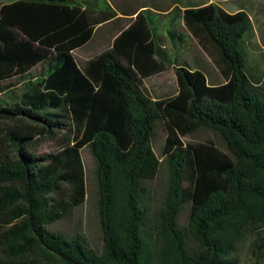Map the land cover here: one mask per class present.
<instances>
[{
    "label": "trees",
    "instance_id": "16d2710c",
    "mask_svg": "<svg viewBox=\"0 0 264 264\" xmlns=\"http://www.w3.org/2000/svg\"><path fill=\"white\" fill-rule=\"evenodd\" d=\"M152 5L1 0L0 264H239L246 241L263 253L264 71L244 49L249 15L215 0ZM119 12L130 24L79 65L73 52ZM189 39L222 82L186 59ZM169 67L175 93L151 96L142 80ZM199 130L222 148L186 140ZM83 149L98 245L76 223L51 230L87 200Z\"/></svg>",
    "mask_w": 264,
    "mask_h": 264
},
{
    "label": "rangeland",
    "instance_id": "374dc122",
    "mask_svg": "<svg viewBox=\"0 0 264 264\" xmlns=\"http://www.w3.org/2000/svg\"><path fill=\"white\" fill-rule=\"evenodd\" d=\"M117 1V5L120 9L128 12L133 11L140 2L148 0H113ZM190 4H201L208 0H184ZM1 2V0H0ZM138 2V3H137ZM151 2V1H149ZM155 5H152L154 9L166 10L174 2V0H153ZM222 8L228 12H235L238 8H243L249 15L251 30L248 32L245 38L244 49L247 53V58L250 60V64L257 66V70L264 71V0H215ZM160 12V11H159ZM167 12V11H166ZM132 13V12H131ZM120 15V12H119ZM134 17V16H133ZM131 15H120L118 18L111 20L99 27L95 28L92 39L81 49L75 50L73 55L79 65L83 64L87 59L93 55L108 49L112 37L116 33L124 28L131 22ZM165 50L169 49V45L166 43ZM186 59L192 63L203 67L209 82H222L220 68L214 58L204 53L196 44L195 41L189 39L187 41ZM144 89L151 96H163L175 93L177 88L176 76L174 70L169 67L163 72L153 75L147 79L142 80ZM190 142H204L211 141L213 144L222 148L220 141L211 133L205 130H199L192 136L187 137ZM186 140H184L186 142ZM53 144L50 141L41 142L38 147L39 153H46L53 149ZM82 162L84 165L86 184H87V196L85 204L72 213L69 218L64 221L54 224L51 227L53 231H68L72 223L79 224L82 231L92 245H98L99 232L95 222L93 203L95 198L94 193V181H93V161L86 149L81 152ZM163 180V176L157 178L155 183L160 184ZM258 240L264 239V228L259 229ZM250 243L244 242L237 248V258L239 264H264V250L260 254L259 259L253 256L250 257Z\"/></svg>",
    "mask_w": 264,
    "mask_h": 264
},
{
    "label": "crops",
    "instance_id": "0c3cea01",
    "mask_svg": "<svg viewBox=\"0 0 264 264\" xmlns=\"http://www.w3.org/2000/svg\"><path fill=\"white\" fill-rule=\"evenodd\" d=\"M120 15H122V14H120ZM119 13H118V15L116 16V18H118L119 16ZM125 16V15H124ZM131 17H133V15H131ZM131 19H133V18H131ZM128 25V24H127ZM127 25L124 27V28H122V29H125L126 27H127ZM122 29H120V30H122ZM119 30V31H120ZM119 31L116 33V35L119 33ZM116 35H114L113 37H112V40H113V38L116 36ZM112 42V41H111Z\"/></svg>",
    "mask_w": 264,
    "mask_h": 264
}]
</instances>
